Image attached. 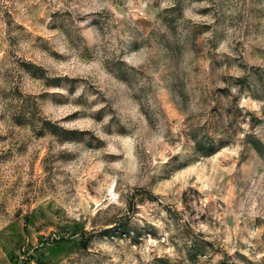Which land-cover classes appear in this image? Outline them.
<instances>
[{"label":"rangeland","instance_id":"1","mask_svg":"<svg viewBox=\"0 0 264 264\" xmlns=\"http://www.w3.org/2000/svg\"><path fill=\"white\" fill-rule=\"evenodd\" d=\"M0 264H264V0H0Z\"/></svg>","mask_w":264,"mask_h":264}]
</instances>
